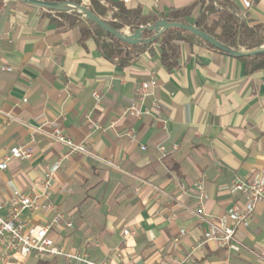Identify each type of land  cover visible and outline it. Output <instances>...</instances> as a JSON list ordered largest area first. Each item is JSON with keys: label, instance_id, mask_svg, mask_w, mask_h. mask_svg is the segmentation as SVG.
Segmentation results:
<instances>
[{"label": "crops", "instance_id": "crops-1", "mask_svg": "<svg viewBox=\"0 0 264 264\" xmlns=\"http://www.w3.org/2000/svg\"><path fill=\"white\" fill-rule=\"evenodd\" d=\"M118 1L144 15L166 16L200 0ZM230 1L246 23H264V0ZM198 15L197 8L187 22L194 25ZM54 19L46 10L1 0L0 162L22 145L33 157L12 160L0 174V202L14 190L36 191L46 168L64 157L67 147L53 140L59 129L87 150L63 161L54 180L55 209L26 213L30 226L61 214L53 240L74 250L94 238L92 258L110 264H264L263 204L236 230L239 251L205 242L208 218H226L231 226L229 210L245 207L233 183L264 175V70L247 74L240 58L197 41L182 44L175 69L162 65L160 43L123 66L108 59L94 37L82 41L78 28ZM151 78L154 95L145 106L156 102L153 115H125ZM203 175L206 220L197 215L195 189ZM182 186L189 195H180ZM68 221L70 229L63 227ZM125 229L138 235L124 238ZM188 255L190 262L182 263ZM0 264L66 262L17 255Z\"/></svg>", "mask_w": 264, "mask_h": 264}, {"label": "built area", "instance_id": "built-area-1", "mask_svg": "<svg viewBox=\"0 0 264 264\" xmlns=\"http://www.w3.org/2000/svg\"><path fill=\"white\" fill-rule=\"evenodd\" d=\"M105 3V2H104ZM111 22L112 15L109 14L105 19ZM129 28L123 31L127 32ZM130 32V31H129ZM2 71L11 72L9 67H2ZM156 79L151 78L150 81L144 82L137 89V99L125 109V115L132 117L152 116L154 109L157 107L155 101L150 106H145L149 97L154 95V87ZM94 99L98 104L100 96L95 93ZM91 128L97 130L98 125L88 119ZM134 135H130L133 137ZM56 143L67 147V153L55 165L47 167L42 179L36 185V191L14 190L9 201L0 202V263L14 256L30 257L33 256L41 261L63 259L66 264H110L108 260L96 261L92 258L89 249L94 244V238H87L84 242L83 249L68 250L63 244H59L51 237V232L56 226L61 227L63 216L56 215L55 219L47 225L30 226L25 220L26 213L35 214L39 211L51 212L55 206L51 202L54 180L56 173L60 170L62 163L74 155L85 153L87 146L85 144H76L75 141L56 129L53 135ZM145 151L146 148L142 147ZM163 157L167 154L165 146L159 148ZM33 157V149L29 145L13 147L9 155L0 162V174L8 170L12 160H29ZM207 177L203 175L196 183V201L197 215L200 219H207L205 209V181ZM233 191L240 194L245 199V207L242 209L239 205H234L228 212L227 218H230L232 225L227 224L226 218L215 221L208 218L210 230L206 234L205 242H216L220 247L230 250L239 251V246L235 241V234L238 227L247 226L255 217L256 209L259 204L264 205V175L258 176L249 182L237 181L233 183ZM180 195H189V189L182 186ZM64 228H72L73 222L68 221ZM137 231L125 229L123 231L124 238L136 237ZM191 255H188L182 263H189Z\"/></svg>", "mask_w": 264, "mask_h": 264}, {"label": "trees", "instance_id": "trees-1", "mask_svg": "<svg viewBox=\"0 0 264 264\" xmlns=\"http://www.w3.org/2000/svg\"><path fill=\"white\" fill-rule=\"evenodd\" d=\"M52 3L70 2L75 5L90 3V10L96 16L105 19L109 14L112 21L108 22L118 31L126 28L134 33L140 29H146L161 20L170 23L187 22L192 18L198 8L199 15L195 19L198 29L212 36L224 46L231 49L255 50L264 46V23L248 24L245 22V15L230 0H200L197 3L180 10H172L166 16L144 15L140 7L130 6L118 0H44ZM105 2V3H104ZM1 6V0H0ZM46 12L55 17L54 20L68 28H78L81 40L94 37L101 52L111 60L125 66L133 61V56L139 55L152 45L140 44L129 46L117 38L92 25L80 13ZM191 25V24H190ZM154 32L144 30L143 37L150 39ZM197 41L205 47L219 51L205 41L195 37L187 31L170 29L164 32L163 36L154 44L160 43V60L162 65L172 70L179 66L182 44L185 42ZM223 53L222 51H219ZM225 54V53H224ZM246 65V73L253 74L264 70V54L255 57L240 58Z\"/></svg>", "mask_w": 264, "mask_h": 264}, {"label": "water", "instance_id": "water-1", "mask_svg": "<svg viewBox=\"0 0 264 264\" xmlns=\"http://www.w3.org/2000/svg\"><path fill=\"white\" fill-rule=\"evenodd\" d=\"M13 1L28 5V6L40 8L43 10H47V11L80 13L92 25L96 26L97 28L103 30L104 32L110 34L111 36L117 38L122 43H125L129 46H136L140 44L152 45L158 39H160L163 36L164 32H166L167 30L180 29V30L191 33L195 37L215 47L217 50L222 51L223 53L228 54L232 57H236V58L255 57V56L264 54V46L261 48L255 49V50H250V51H247L244 49L235 50V49L226 47L221 42H219L217 39L213 38L212 36L198 29L197 23H195L194 25H190V24H183V23H170L167 20H161L146 29H140L134 33H131L129 31L125 32V31L116 30L111 25H109L107 21L96 16L94 13H92L90 8L86 5H75L70 2L52 3V2H47L44 0H13ZM144 30L154 32L155 35L151 37L150 39H145L143 37Z\"/></svg>", "mask_w": 264, "mask_h": 264}, {"label": "rangeland", "instance_id": "rangeland-1", "mask_svg": "<svg viewBox=\"0 0 264 264\" xmlns=\"http://www.w3.org/2000/svg\"><path fill=\"white\" fill-rule=\"evenodd\" d=\"M86 3L88 4V7L90 8L91 7L90 3H88V2H86Z\"/></svg>", "mask_w": 264, "mask_h": 264}]
</instances>
